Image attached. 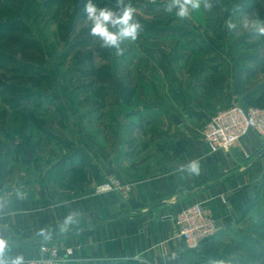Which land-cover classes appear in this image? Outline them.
<instances>
[{
    "label": "crops",
    "instance_id": "0c3cea01",
    "mask_svg": "<svg viewBox=\"0 0 264 264\" xmlns=\"http://www.w3.org/2000/svg\"><path fill=\"white\" fill-rule=\"evenodd\" d=\"M253 3L229 16L224 10L213 30L235 15L240 22L253 15L264 22V0ZM180 31L174 26L158 37L143 25L140 43L120 42L109 75V111L85 108L86 98L71 92L42 94L47 105L31 104L37 120L25 125L24 104L0 108V238L7 241L8 264L20 256L24 264L42 258L53 246L74 251L67 264H231L250 220L263 214L264 137L250 132L229 151L212 153L201 127L234 104L264 106V35L229 42L221 60L207 61L212 94H176L174 86L170 94L160 86L152 94V81H182L188 62L178 57ZM165 37L174 40L167 55L156 42ZM191 161H198V175L180 170ZM111 176L131 186L128 199L95 193ZM197 202L217 220V233L190 250L171 217ZM70 213L75 222L61 230Z\"/></svg>",
    "mask_w": 264,
    "mask_h": 264
},
{
    "label": "rangeland",
    "instance_id": "374dc122",
    "mask_svg": "<svg viewBox=\"0 0 264 264\" xmlns=\"http://www.w3.org/2000/svg\"><path fill=\"white\" fill-rule=\"evenodd\" d=\"M3 1L7 3L8 9L10 7L16 8L17 14L7 12L0 20L11 22L22 20V29L17 32L9 29V25L6 27V38L16 36L28 41V43L20 46L1 40L0 50L17 58V60H21L20 62L24 64L25 62H31L35 65V71L32 70V73H30L27 70L28 72L22 75L10 72L9 69L14 67V64L8 60L6 67L0 69V82L5 81L6 86L13 84L27 90L8 94H28V91H32L33 94H70L71 92L72 94H82V96L80 95L81 101L86 98L84 100L85 108L109 111L110 105L106 100L108 94H111L109 75L111 64L115 62L113 60L115 48L102 47V42L93 35L87 40L89 34H91V22L87 20L85 11L88 0ZM253 1L206 0L209 7H205V0H201L198 9H190L189 15L181 18L177 15V5L173 8L166 0H124V5L121 7L130 5L134 9V22L138 23L140 27L143 25L149 26L153 35L156 33V36L162 37L161 32L158 31H169L174 26L181 28L180 34H183L181 38L183 49L178 57L182 56L181 59H187L188 63L182 67V71H184L182 72V81L177 83L167 82L161 85L152 81L151 85L155 88L151 93L157 94L156 88L160 86L165 93L170 94L168 91L170 88L173 89L174 86L173 90L176 91V94H179L180 89H183L181 94H212V90L211 92L207 91L208 87L213 89L212 83H207L212 63L206 67L207 61L210 58L221 60L222 48L225 44L229 42H252L257 33L253 30L244 29L242 27L244 20L240 22L238 17H235L236 15L231 16L229 20L227 18L224 29L223 25H220L214 31V25L222 18L224 10L228 14L233 9L241 11L246 6L252 8L254 6ZM92 2L98 7H109L118 10L116 0H92ZM81 16L82 18H80ZM246 19L260 21V18L256 19L254 15ZM81 21L83 22L79 26L80 29H77V35L72 36L70 29L76 28ZM229 21L236 25L234 29L228 28ZM2 28L4 27H1L0 30H3ZM236 28L239 30H236ZM140 30L139 32L142 33ZM177 34L179 36V33ZM142 38L143 36L140 35L134 41L140 43ZM128 41L132 42L133 40L128 39ZM30 42H33L31 46L29 45ZM79 42H84V44H79ZM156 42H159L162 51H165L166 55L170 54L169 51L174 45L173 39L159 38ZM91 50L94 53L92 61H89L87 54ZM22 53H24V56L21 58ZM29 55H33L32 60H28ZM102 64L106 65L103 66ZM59 76L61 79H58ZM195 77H199L200 80L195 82ZM59 80L60 82L64 81L58 83ZM216 93L222 94L219 89ZM4 98H6V95L4 97L0 96V108H9L10 104L5 102ZM27 102V104L24 103L23 111H21L25 123V117L28 119V123L31 120V114L28 110L31 104H41L44 101L37 97ZM199 102L201 103L199 108L203 110L201 105L203 102L204 105L207 104V100L203 99ZM53 104L59 106L56 102H53ZM42 105H47V103L44 102ZM34 119L37 120L36 117ZM206 122L202 125V130ZM24 140H27V137H24ZM262 210L263 214L256 215L250 220L251 230L249 229L247 233V240L238 244V248L233 249L235 253L232 254L231 264H264V201ZM255 223L259 225L256 232L253 229ZM237 249H240V251Z\"/></svg>",
    "mask_w": 264,
    "mask_h": 264
},
{
    "label": "built area",
    "instance_id": "2783aa9c",
    "mask_svg": "<svg viewBox=\"0 0 264 264\" xmlns=\"http://www.w3.org/2000/svg\"><path fill=\"white\" fill-rule=\"evenodd\" d=\"M250 132L264 137V107L234 104L213 114L203 127L202 136L210 152L216 153L229 151ZM130 191L131 186L116 176L107 178L95 188L97 194L119 193L125 199L129 198ZM221 199L225 202L224 197ZM171 218L178 236L190 250L200 248L217 233V220L205 213L200 202L182 209ZM73 255L71 248L53 246L47 249L44 257L28 260L25 264H67Z\"/></svg>",
    "mask_w": 264,
    "mask_h": 264
},
{
    "label": "clouds",
    "instance_id": "9594fccd",
    "mask_svg": "<svg viewBox=\"0 0 264 264\" xmlns=\"http://www.w3.org/2000/svg\"><path fill=\"white\" fill-rule=\"evenodd\" d=\"M117 9L109 7H98L92 0H88L85 6L87 20L91 22V34L98 37L102 42V47L119 49L120 42L125 39L135 40L137 37L140 25L133 20L134 9L128 5L124 6V0H116ZM177 5V15L185 18L189 15L190 9H198L201 5V0H174ZM205 7H209L205 0ZM228 28L236 27L232 22H228ZM242 27L246 30H253L260 35H264V22L258 20L249 21L245 19L242 22ZM182 172L187 171L190 174H199L198 161H191L185 166H181ZM0 207H3L0 201ZM75 222V214L70 213L65 217L61 230H67V227ZM7 241L0 238V264H8L5 257V249ZM11 264H24L23 257H16L11 261Z\"/></svg>",
    "mask_w": 264,
    "mask_h": 264
},
{
    "label": "trees",
    "instance_id": "16d2710c",
    "mask_svg": "<svg viewBox=\"0 0 264 264\" xmlns=\"http://www.w3.org/2000/svg\"><path fill=\"white\" fill-rule=\"evenodd\" d=\"M7 12H14L15 14H17L16 13V8L14 9V8L10 7L8 9L7 3L5 1H3V0H0V18L5 16V14H7ZM80 18H82V16ZM8 25H9V29H11L14 32H17L18 30L22 29V27H21L22 26V20L21 19L15 20L14 22L1 21L0 20V29H1V27H4V28H2L3 30H0V41L1 40L2 41H6V43L8 42V43H11V44H14V45L15 44H19L20 46H23V44H27L28 43V41H26V40L24 41V40H22L20 38H17L16 36H12V37H9L7 39L6 38V32H7L6 31V27ZM72 30L73 29L71 28L70 32H72ZM91 35L92 34H89V37L87 38V40L90 39ZM87 40H85V41H87ZM84 42H79V44L83 45ZM32 43L33 42H30L29 45L31 46ZM4 50H6V49H4ZM93 53L94 52L91 50V51H89V54H87V59L89 61H92ZM20 56L22 58V56H24V53H22V55H20ZM27 58H28V60H30V59L32 60L33 59V55H29ZM8 60L13 62V64H14V67L9 69L10 72H12V73H18V74H22L23 75V74H25V72H28L27 70H29L30 73H32V70L35 71V68H34L35 65H33V63L25 62V64H24L23 62H20L21 60H17V58L12 57V56L6 54L5 52L3 53V51L0 50V69L4 68V66L6 65ZM36 71H38V70H36ZM22 91H27V90L25 88H23V87H20V86H17V85H13V84H10L9 86H6L5 81L0 82V96L4 97L6 95V98H4V101L8 102V104H10V108H18L22 104L26 103L28 100H31L32 98H37V97L41 98L42 97V94H33L32 91H28V94H21V95L20 94H8L10 92H12V93H20ZM18 95H20V96H18ZM258 107H264V106H258ZM25 119H26V123H28L27 122L28 119L26 117H25ZM31 119H34V115H32V114H31ZM21 122L24 125L26 124L25 122H23V113H21Z\"/></svg>",
    "mask_w": 264,
    "mask_h": 264
},
{
    "label": "water",
    "instance_id": "95a60500",
    "mask_svg": "<svg viewBox=\"0 0 264 264\" xmlns=\"http://www.w3.org/2000/svg\"><path fill=\"white\" fill-rule=\"evenodd\" d=\"M166 2H167L170 6H172L173 8L176 7V4L174 3V0H166ZM130 204H131L133 207H137V206H139V204H138L135 200H133V199L130 200Z\"/></svg>",
    "mask_w": 264,
    "mask_h": 264
}]
</instances>
